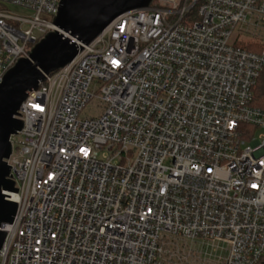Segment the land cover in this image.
Masks as SVG:
<instances>
[{
  "label": "built area",
  "instance_id": "obj_1",
  "mask_svg": "<svg viewBox=\"0 0 264 264\" xmlns=\"http://www.w3.org/2000/svg\"><path fill=\"white\" fill-rule=\"evenodd\" d=\"M61 3L0 0V83ZM250 25L264 0H153L77 42L20 107L0 264H264V48L236 43Z\"/></svg>",
  "mask_w": 264,
  "mask_h": 264
},
{
  "label": "water",
  "instance_id": "obj_2",
  "mask_svg": "<svg viewBox=\"0 0 264 264\" xmlns=\"http://www.w3.org/2000/svg\"><path fill=\"white\" fill-rule=\"evenodd\" d=\"M153 0H62L50 30L31 48L29 57L19 58L0 83V249L12 223L18 203L5 191L17 192L9 177L7 160L12 154L11 136L23 128L19 110L29 91L38 89L50 75L73 61L78 53L77 42L89 44L119 15L149 7Z\"/></svg>",
  "mask_w": 264,
  "mask_h": 264
},
{
  "label": "rangeland",
  "instance_id": "obj_3",
  "mask_svg": "<svg viewBox=\"0 0 264 264\" xmlns=\"http://www.w3.org/2000/svg\"><path fill=\"white\" fill-rule=\"evenodd\" d=\"M1 9L4 10L6 13L23 17H30L32 14L31 10H27L25 8L11 4H2ZM236 43L253 50H262L264 48V25L261 26L260 29H257L256 27L254 28L251 25L242 27L236 37ZM99 111L100 110L97 106V103L93 102L92 104H88L85 107L84 115L88 117L95 116L98 115ZM195 247L196 248H193L199 252V248L197 246ZM200 248L202 253L211 252L210 247L200 246ZM189 261L190 264H201V262L197 258H190Z\"/></svg>",
  "mask_w": 264,
  "mask_h": 264
},
{
  "label": "trees",
  "instance_id": "obj_4",
  "mask_svg": "<svg viewBox=\"0 0 264 264\" xmlns=\"http://www.w3.org/2000/svg\"><path fill=\"white\" fill-rule=\"evenodd\" d=\"M253 51L260 52L261 50H253ZM253 105L264 110V70L261 72L260 77L256 83V86L254 87Z\"/></svg>",
  "mask_w": 264,
  "mask_h": 264
}]
</instances>
